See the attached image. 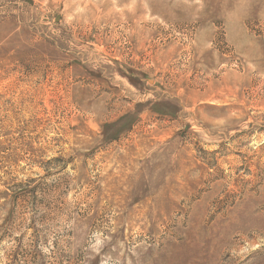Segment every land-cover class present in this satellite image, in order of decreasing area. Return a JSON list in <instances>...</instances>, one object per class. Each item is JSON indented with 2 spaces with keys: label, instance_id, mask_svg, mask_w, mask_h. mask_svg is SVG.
<instances>
[{
  "label": "rangeland",
  "instance_id": "374dc122",
  "mask_svg": "<svg viewBox=\"0 0 264 264\" xmlns=\"http://www.w3.org/2000/svg\"><path fill=\"white\" fill-rule=\"evenodd\" d=\"M0 264H264V0H0Z\"/></svg>",
  "mask_w": 264,
  "mask_h": 264
}]
</instances>
